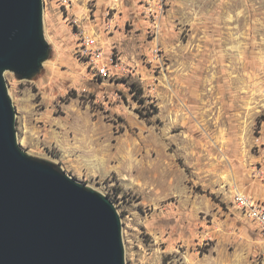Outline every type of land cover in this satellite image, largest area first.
<instances>
[{
	"label": "rangeland",
	"instance_id": "obj_1",
	"mask_svg": "<svg viewBox=\"0 0 264 264\" xmlns=\"http://www.w3.org/2000/svg\"><path fill=\"white\" fill-rule=\"evenodd\" d=\"M42 1L20 147L109 197L125 264H264V0Z\"/></svg>",
	"mask_w": 264,
	"mask_h": 264
},
{
	"label": "water",
	"instance_id": "obj_2",
	"mask_svg": "<svg viewBox=\"0 0 264 264\" xmlns=\"http://www.w3.org/2000/svg\"><path fill=\"white\" fill-rule=\"evenodd\" d=\"M42 0H0V264H125L106 195L18 144L4 73L27 79L48 57Z\"/></svg>",
	"mask_w": 264,
	"mask_h": 264
},
{
	"label": "built area",
	"instance_id": "obj_3",
	"mask_svg": "<svg viewBox=\"0 0 264 264\" xmlns=\"http://www.w3.org/2000/svg\"><path fill=\"white\" fill-rule=\"evenodd\" d=\"M142 2L149 9H152L154 7L163 9L165 0H142ZM250 211L255 217L260 220L261 223L264 224V207L260 208V206L250 205Z\"/></svg>",
	"mask_w": 264,
	"mask_h": 264
},
{
	"label": "trees",
	"instance_id": "obj_4",
	"mask_svg": "<svg viewBox=\"0 0 264 264\" xmlns=\"http://www.w3.org/2000/svg\"><path fill=\"white\" fill-rule=\"evenodd\" d=\"M131 85H132L133 91L135 92V96H137L138 94H142V90H141V88L136 87L135 83H132ZM139 100H140V102H142V101H141L142 99H139ZM151 106H152L154 112H156V111H157V107L154 106V105H152V104H151ZM139 114H140L141 117L148 118V116H149L150 114H152V112H148V114H145V113H141V112H140Z\"/></svg>",
	"mask_w": 264,
	"mask_h": 264
}]
</instances>
